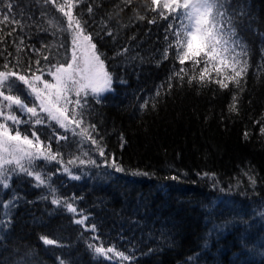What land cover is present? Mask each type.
I'll use <instances>...</instances> for the list:
<instances>
[{"label":"trees","instance_id":"16d2710c","mask_svg":"<svg viewBox=\"0 0 264 264\" xmlns=\"http://www.w3.org/2000/svg\"><path fill=\"white\" fill-rule=\"evenodd\" d=\"M14 3L23 27L0 25L3 32L16 29L0 44V64L5 57L15 64L20 55V68L29 58L44 65L34 49L49 55V63L63 61L69 36L48 23L54 19L64 26L62 15L42 0ZM227 7L248 49L243 91L231 83L220 89L207 79L204 85L189 84L187 75L183 81L170 80L181 67L191 74V61L181 66L174 50L162 59L173 39L166 32L172 17L149 23L156 13L147 10L144 0L130 6L123 0H86L74 10L83 13L113 74V90L100 103L87 98L86 120L96 125L98 134L93 135L105 155L69 134L59 144L53 139V151L59 148L65 164L80 157L95 160V165L77 161L67 165L69 175L65 164L36 162L37 170L51 177L56 198L73 203L75 214L63 204H52L49 189L37 187L33 177L13 175L9 188L0 187V202L16 197L15 207L0 206V264H264V0H227ZM137 13L146 19H137ZM21 39L24 51L17 53ZM125 48L126 53L116 55ZM234 93L237 111L230 112ZM27 127L20 125L22 132ZM36 127L47 142L52 130ZM59 133L65 134L63 129ZM112 158L125 171L110 167ZM80 213L88 216L85 225L75 223ZM41 237L57 243L46 245ZM89 244L114 246L132 259L97 256Z\"/></svg>","mask_w":264,"mask_h":264},{"label":"snow or ice","instance_id":"6c2138e0","mask_svg":"<svg viewBox=\"0 0 264 264\" xmlns=\"http://www.w3.org/2000/svg\"><path fill=\"white\" fill-rule=\"evenodd\" d=\"M42 2L52 5L65 19L64 26H60L54 19H49L48 23L58 28L61 33L68 34L70 48L65 49L64 60H57L55 63H49V55H44L43 50L34 49L45 61L44 65L41 64V59L33 62L29 58V62L20 68L23 63L20 55L14 57L15 64H12L7 57L4 63L0 64V187L9 188L13 175L24 174L33 177L37 187L46 186L49 189V194L53 197L52 204H63L69 212L75 214L77 208L73 203L56 198L51 177L37 170L36 162L65 164L59 148L53 151L52 141L54 139L57 144L62 140L67 141L69 134L72 137H79L80 141L95 145L94 150L98 151L100 156L105 155L101 141L93 135L98 134L96 125L86 120L87 98L91 96L96 103H100L103 94L113 90V74L108 70L106 55L98 49L93 33L87 30L88 22L82 18L83 13H74V10L86 0H42ZM123 3L130 6L133 0H123ZM144 3L147 10L156 13V16L148 20L149 23L155 24L157 17L163 20H168L169 16L172 17L166 32H169L173 39L168 42L162 59L167 60L169 50H174V58L181 66L186 60L191 61V74L188 69L181 67L173 72L170 80L179 78L183 81L184 76L187 75L189 84L196 81L204 85L207 79L208 83L214 82L220 89H227L231 83L235 89L243 91L241 84L245 82L244 78L250 67L248 49L247 45L238 38L233 16L227 7V0H144ZM0 5H2L0 25L4 27L16 25L22 28L23 24L13 12L14 0H7V2L0 0ZM86 10L91 14L92 5L89 4ZM137 19L145 20L146 16L137 13ZM15 30V27L7 32L0 29V44L4 43L5 37L11 36ZM41 30L47 31V29ZM106 34L112 35L110 31ZM165 39L167 40V36ZM23 45L24 41L21 39L16 45L17 53L24 51ZM59 47L63 48L64 44H60ZM48 48V45L44 46L45 50ZM127 51L128 49L125 48L116 55H123ZM2 55L3 52H0V56ZM9 55L12 54L9 53ZM18 68L20 70H16ZM197 69H199L198 77L195 74ZM212 71L216 73L215 78L211 76ZM45 74L51 79H45ZM20 85L23 87L21 88ZM171 87L169 83L168 89L170 90ZM21 92L25 98H22ZM156 95H160L159 90ZM237 104L238 96L234 93L229 111L236 112ZM147 106L146 101L143 107ZM152 106L155 107V104ZM17 111L22 113L24 118L17 115ZM22 124L28 125L23 132L20 129ZM36 126H44L52 130V136L47 138V142L40 139ZM59 129H63L65 134H60ZM261 131L264 132V128ZM77 161L80 164H96L95 160L85 161L75 157L66 162L63 171L72 175L67 165H74ZM109 166L117 172L125 171L114 158ZM132 174L147 175L140 172ZM72 178L80 177L72 176ZM249 179L255 184L254 178L249 177ZM44 198L47 199V197ZM15 199L16 197H13L7 203L0 202V206L3 209L15 207ZM80 215L81 218L75 223L85 225L88 216L82 213ZM90 230L95 232L96 225H90ZM41 239L46 245L57 243L56 240L47 237H41ZM88 246L100 257L107 259L118 257L120 261L132 259L124 252L117 251L114 246L108 248H105L103 244ZM60 264H63V261Z\"/></svg>","mask_w":264,"mask_h":264},{"label":"rangeland","instance_id":"374dc122","mask_svg":"<svg viewBox=\"0 0 264 264\" xmlns=\"http://www.w3.org/2000/svg\"><path fill=\"white\" fill-rule=\"evenodd\" d=\"M45 79H51V77H49L48 75L44 77Z\"/></svg>","mask_w":264,"mask_h":264}]
</instances>
